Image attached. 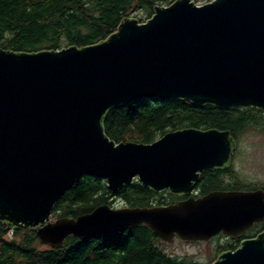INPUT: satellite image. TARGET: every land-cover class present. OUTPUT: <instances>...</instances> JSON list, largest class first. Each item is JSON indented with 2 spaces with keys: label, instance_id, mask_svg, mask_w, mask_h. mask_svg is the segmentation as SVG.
Here are the masks:
<instances>
[{
  "label": "water",
  "instance_id": "water-1",
  "mask_svg": "<svg viewBox=\"0 0 264 264\" xmlns=\"http://www.w3.org/2000/svg\"><path fill=\"white\" fill-rule=\"evenodd\" d=\"M145 22L126 17L96 44L60 50L0 49V222L34 228L43 245L95 238L138 226L165 243L233 239L264 221V190L191 196L200 173L227 169L229 130H171L152 143H116L109 110L142 99H182L219 109L264 111V0H174ZM117 193L137 179L155 192L188 196L164 205H98L51 221L82 176ZM213 264H264V231Z\"/></svg>",
  "mask_w": 264,
  "mask_h": 264
},
{
  "label": "trees",
  "instance_id": "trees-1",
  "mask_svg": "<svg viewBox=\"0 0 264 264\" xmlns=\"http://www.w3.org/2000/svg\"><path fill=\"white\" fill-rule=\"evenodd\" d=\"M172 0H0V49L14 52L60 50L69 46L85 47L105 40L126 17L141 12L139 22L153 14L157 4ZM257 108L219 109L199 106L188 100L142 99L125 107L109 110L105 120L106 135L117 144L152 143L164 133L183 128L229 130L237 134L250 124H258ZM230 175V178L226 176ZM225 176V177H224ZM106 181L82 176L56 201L55 217H76L98 205L122 203L124 206H151L172 203L185 197L168 190L155 192L137 179L117 193L106 187ZM202 195L213 190L243 189L230 170H206L201 183ZM264 185H250L249 189ZM0 222V264H200L192 257L169 255L165 242L145 226L95 238H67L60 248L45 246L34 228L6 229ZM264 231V221L244 231L239 239L221 242L215 255L235 250L240 242ZM11 232V235L8 233Z\"/></svg>",
  "mask_w": 264,
  "mask_h": 264
},
{
  "label": "rangeland",
  "instance_id": "rangeland-1",
  "mask_svg": "<svg viewBox=\"0 0 264 264\" xmlns=\"http://www.w3.org/2000/svg\"><path fill=\"white\" fill-rule=\"evenodd\" d=\"M191 1L197 6L210 0ZM170 4H157L156 6H168ZM141 16H143L141 12H134L129 18H134L138 21ZM254 118L258 120V124H250L248 128L237 134L235 138V153L230 163L234 176L242 183L244 190H247L250 185H264V111L261 110ZM113 205V207L118 208L124 206L122 203H114ZM51 215V221H55L58 218L53 214ZM220 240L222 243L228 241V239L223 237ZM221 242L211 239L204 242L186 243L175 239L171 244L166 243L164 248L171 256H189L200 264H213L216 260L215 258H217V255H215L216 249Z\"/></svg>",
  "mask_w": 264,
  "mask_h": 264
},
{
  "label": "flooded vegetation",
  "instance_id": "flooded-vegetation-1",
  "mask_svg": "<svg viewBox=\"0 0 264 264\" xmlns=\"http://www.w3.org/2000/svg\"><path fill=\"white\" fill-rule=\"evenodd\" d=\"M234 153H235V151H234ZM234 156V155H233ZM233 158V157H232ZM232 161V160H231ZM218 170H230L232 173H233V175H234V172L232 171V168H231V164H230V166H229V168H227V169H218ZM203 172H204V170H203ZM203 172H201L200 173V177H199V179H198V181L196 182V183H194L195 185H194V188H193V190H192V193L190 194L191 196H195V197H199V196H201L202 195V189H201V183H202V181H203ZM226 176H228V178L229 179H231L230 178V175L229 174H227ZM225 177V176H224ZM163 190H168V189H163ZM162 190V191H163ZM235 190H244V189H235ZM169 191V190H168ZM160 192V191H159ZM170 192V191H169ZM175 195H178V197L179 196H182V197H185V198H187L188 196H185V195H183V194H175ZM185 198H183V199H185ZM222 233H219L218 235H221ZM223 235V234H222ZM240 236H241V234L239 235V237L238 238H235V239H233V238H231V237H229V236H225L224 235V238L225 239H232V240H236V239H239L240 238ZM176 239H178V238H176ZM180 240V239H179ZM241 243V242H240ZM240 246V245H239ZM238 246V247H239ZM237 247V248H238ZM236 248V249H237Z\"/></svg>",
  "mask_w": 264,
  "mask_h": 264
},
{
  "label": "built area",
  "instance_id": "built-area-1",
  "mask_svg": "<svg viewBox=\"0 0 264 264\" xmlns=\"http://www.w3.org/2000/svg\"><path fill=\"white\" fill-rule=\"evenodd\" d=\"M8 234L11 235V232H9Z\"/></svg>",
  "mask_w": 264,
  "mask_h": 264
}]
</instances>
